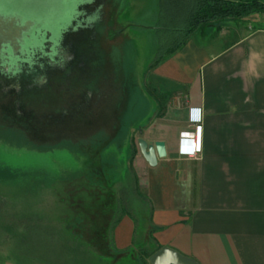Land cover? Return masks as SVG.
<instances>
[{"label":"rangeland","instance_id":"obj_1","mask_svg":"<svg viewBox=\"0 0 264 264\" xmlns=\"http://www.w3.org/2000/svg\"><path fill=\"white\" fill-rule=\"evenodd\" d=\"M157 4L0 0V75L41 76L32 92L0 88V264H142L110 235L124 210L147 229L131 142L164 103L161 39L144 29Z\"/></svg>","mask_w":264,"mask_h":264},{"label":"crops","instance_id":"obj_2","mask_svg":"<svg viewBox=\"0 0 264 264\" xmlns=\"http://www.w3.org/2000/svg\"><path fill=\"white\" fill-rule=\"evenodd\" d=\"M246 20L200 27L155 66L150 78L164 103L135 130L137 141H163L167 152L156 166L139 146L134 156L143 236L197 264H264V14ZM191 115H201L197 154L181 137L195 128ZM129 213L112 233L120 251L136 235Z\"/></svg>","mask_w":264,"mask_h":264},{"label":"trees","instance_id":"obj_3","mask_svg":"<svg viewBox=\"0 0 264 264\" xmlns=\"http://www.w3.org/2000/svg\"><path fill=\"white\" fill-rule=\"evenodd\" d=\"M257 13L264 14V4L261 0H158L155 13L152 16L154 19L153 25L144 26L145 30H149L148 32L153 33L151 37H154V39L156 37L154 34L158 31V38L160 37L161 39L154 67L182 49L192 34L200 27L212 24L216 21L245 19ZM95 23L98 30L104 33L105 25L102 23L101 19L99 18ZM39 75L38 69H26L24 72L21 71L17 76L11 79H7L0 75V88L6 89L5 86L9 85L11 90L15 91L17 95L21 94L22 90L32 92L39 87L38 85H34L36 80H39L41 77ZM4 140L5 139L2 141L10 144L7 142L8 140ZM21 144L23 143H18V145ZM131 150L134 158L138 153V144L135 140L131 142ZM3 155L5 156V154ZM1 158H3V156H0V159ZM64 190L62 189V193H60L67 195V193H63L65 192ZM126 213L127 211L124 210L121 216ZM121 216L114 221L111 228L110 236L112 248H114L113 229L118 224ZM148 243L149 246L143 245L139 238L135 236L132 246L128 249L122 251L116 248L114 249L124 255L135 254L138 261L141 260L142 264H150L149 258L159 250V246L155 245L156 243L153 236L148 238Z\"/></svg>","mask_w":264,"mask_h":264},{"label":"water","instance_id":"obj_4","mask_svg":"<svg viewBox=\"0 0 264 264\" xmlns=\"http://www.w3.org/2000/svg\"><path fill=\"white\" fill-rule=\"evenodd\" d=\"M138 146L145 160L150 166H156L159 158L167 154L166 144L163 141L149 142L138 140ZM150 264H197L193 259L181 254L170 247H163L149 258Z\"/></svg>","mask_w":264,"mask_h":264},{"label":"built area","instance_id":"obj_5","mask_svg":"<svg viewBox=\"0 0 264 264\" xmlns=\"http://www.w3.org/2000/svg\"><path fill=\"white\" fill-rule=\"evenodd\" d=\"M264 4V0H262ZM201 121V115H191L190 116V123L192 126H194L193 131H185L181 133L182 138H186L190 140L191 143V150L194 154L200 153L202 150V144H201V130L202 127L200 125Z\"/></svg>","mask_w":264,"mask_h":264}]
</instances>
